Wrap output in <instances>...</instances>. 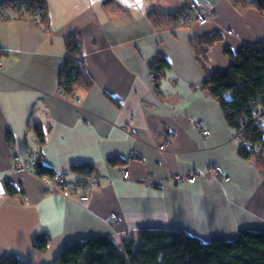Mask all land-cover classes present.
<instances>
[{"label":"crops","instance_id":"crops-1","mask_svg":"<svg viewBox=\"0 0 264 264\" xmlns=\"http://www.w3.org/2000/svg\"><path fill=\"white\" fill-rule=\"evenodd\" d=\"M190 2L209 5L206 21L153 27L152 10L176 11ZM46 5L47 29L0 0V179L8 189L0 200V260L13 254L27 264H47L77 240L107 235L122 242L138 239L143 228L183 229L204 241L264 229V173L255 157L238 153L234 128L203 87L206 71L191 41L221 32L208 51V69L227 68V48L235 52L264 38V12L240 11L230 0ZM72 35L81 38L94 84L62 97L58 89ZM156 56L170 64L157 85L149 66ZM198 119L210 135L196 127ZM10 138L23 155L38 151L43 165L72 181L86 178L72 165H92L100 182L91 200L79 204L48 191L30 171H16ZM111 157L126 162L111 164ZM212 165L230 179L203 176ZM186 170L196 180L177 183L175 175ZM42 233L49 241L40 250L32 239Z\"/></svg>","mask_w":264,"mask_h":264},{"label":"trees","instance_id":"trees-1","mask_svg":"<svg viewBox=\"0 0 264 264\" xmlns=\"http://www.w3.org/2000/svg\"><path fill=\"white\" fill-rule=\"evenodd\" d=\"M31 1L32 11L38 14L34 16L39 17L37 22H42L47 29L49 13L46 0ZM230 2L240 11L255 8L264 12V0ZM185 6L171 12L152 10L150 20L153 27L163 30L183 26L180 18ZM222 38V33L216 32L191 40L195 56L206 71L203 87L220 103L229 124L238 133L240 156L255 157L264 173V125L263 120L254 119L257 113L264 116V38L257 43H244L235 52L227 48L226 52L231 56L229 66L211 71L208 69V51ZM66 47L68 63L59 86L71 96L78 89L90 88L94 81L86 68L81 38L70 36ZM149 66L157 85L170 64L165 57L156 56L149 61ZM38 135L40 143H43L45 139L41 132ZM109 160L111 164L126 162L116 157ZM71 168L86 175L83 182L95 170L87 163L74 164ZM41 173L53 174L55 171L42 163ZM48 241L49 237L42 233L32 239V245L43 250ZM0 264L27 263L8 254L0 260ZM47 264H264V229H242L233 239L204 241L183 229L143 228L138 239L130 238L123 243L107 235L77 240Z\"/></svg>","mask_w":264,"mask_h":264},{"label":"built area","instance_id":"built-area-1","mask_svg":"<svg viewBox=\"0 0 264 264\" xmlns=\"http://www.w3.org/2000/svg\"><path fill=\"white\" fill-rule=\"evenodd\" d=\"M210 14V7L206 3H196L190 2L183 9L180 18V24L183 26H189L193 22H204L208 19ZM4 50L0 45V70L4 66ZM58 94L62 97L67 95L64 93L63 89L60 87L58 89ZM66 95V96H65ZM254 119L263 120L261 113H257ZM196 127L202 128L204 126V121L198 119L196 121ZM204 135H210L209 129H203ZM235 137L240 141L238 133L235 132ZM247 144L246 141H244ZM10 145L12 146V157L14 159V164L12 167L16 171H30L34 175L40 177L44 183L46 189L50 192H57L62 194L67 199L74 200L79 204L88 203L91 200L92 193L96 185L100 182V177L97 174H90L87 176L86 182L72 181L67 178L64 173L55 172L53 174L41 173V158L40 154L36 150H30L26 155H23L20 150L16 147V139L10 138ZM129 171L125 170L123 172V177L127 178ZM203 176L214 177L220 181H227L230 177L225 173L224 169L219 165H212L208 167ZM197 176L192 170H186L183 173L175 175V180L177 183L194 182ZM8 194V189L3 179H0V200ZM113 218L116 217L115 214L112 215Z\"/></svg>","mask_w":264,"mask_h":264},{"label":"rangeland","instance_id":"rangeland-1","mask_svg":"<svg viewBox=\"0 0 264 264\" xmlns=\"http://www.w3.org/2000/svg\"><path fill=\"white\" fill-rule=\"evenodd\" d=\"M1 1H2V3H9V4L17 5L18 7H20V9H23L25 11V14H28L29 16L38 15L32 11L33 9H32V3H31L32 1L31 0L30 1L29 0H1ZM84 2H85V0H84ZM36 19L38 20L39 17ZM119 243H121V241ZM122 243H123V241H122Z\"/></svg>","mask_w":264,"mask_h":264}]
</instances>
